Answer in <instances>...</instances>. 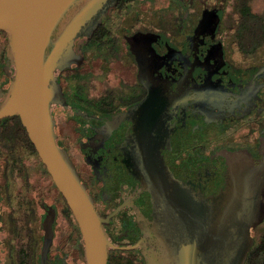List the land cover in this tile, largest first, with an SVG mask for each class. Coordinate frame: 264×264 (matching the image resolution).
<instances>
[{"label": "flooded vegetation", "instance_id": "flooded-vegetation-1", "mask_svg": "<svg viewBox=\"0 0 264 264\" xmlns=\"http://www.w3.org/2000/svg\"><path fill=\"white\" fill-rule=\"evenodd\" d=\"M8 44L0 30V103L14 72ZM53 77L56 142L98 213L117 209L103 223L108 264L158 252L142 164L161 157L206 195L235 180L253 210L244 264H264V0H116ZM0 128L14 138L0 139V264H86L40 157L18 125Z\"/></svg>", "mask_w": 264, "mask_h": 264}, {"label": "water", "instance_id": "water-1", "mask_svg": "<svg viewBox=\"0 0 264 264\" xmlns=\"http://www.w3.org/2000/svg\"><path fill=\"white\" fill-rule=\"evenodd\" d=\"M116 0H0V30L6 32L14 72L0 103V119L17 114L38 156L72 210L83 235L86 264H108L102 217L56 142L51 103L56 99L54 69L77 36H90ZM144 165V166H143ZM152 195L158 252L146 264H244L252 238L251 201L225 190L206 195L178 178L159 158L142 164ZM246 198V199H245ZM43 246V253L46 245Z\"/></svg>", "mask_w": 264, "mask_h": 264}, {"label": "trees", "instance_id": "trees-1", "mask_svg": "<svg viewBox=\"0 0 264 264\" xmlns=\"http://www.w3.org/2000/svg\"><path fill=\"white\" fill-rule=\"evenodd\" d=\"M6 124H14V125H18L19 126V128H21V129H16L17 131H20V130H22L23 132H24V134L26 135V138H27V140H28V142H29V144H30V146H31V149H32V151L37 155V157L39 158V156H38V154H37V151H36V149H35V147H34V145H33V143L31 142V140L29 139V137H28V135H27V133H26V131H25V128L23 127V125H22V123H21V121H20V118H19V116L17 115V114H15V115H13V116H11V117H3V118H1L0 119V125H6ZM13 133V131L12 130H10V129H7V128H0V139L1 138H4V140H12V139H14V138H12L11 137V134ZM43 164V163H42ZM46 169V168H45ZM47 171V170H46ZM68 208V210L70 211V208L69 207H67Z\"/></svg>", "mask_w": 264, "mask_h": 264}, {"label": "rangeland", "instance_id": "rangeland-1", "mask_svg": "<svg viewBox=\"0 0 264 264\" xmlns=\"http://www.w3.org/2000/svg\"><path fill=\"white\" fill-rule=\"evenodd\" d=\"M20 151H21V150L14 151V152H13V155H19V156L22 157V159L25 158V156H26L27 154H26V153H25V154H24V153H21ZM31 171H32V170H31ZM31 171H30V172H31ZM29 179H30V180H29V183H30L31 185H34L33 183H34V180H35V179H34V176H33L32 174L30 175ZM10 183H11V187H12V188H15V184H14V181H13L12 178L10 179ZM21 187H23V186H19V188H21Z\"/></svg>", "mask_w": 264, "mask_h": 264}]
</instances>
